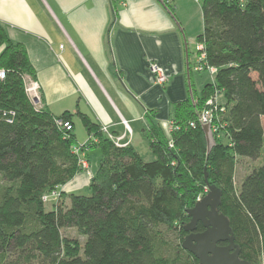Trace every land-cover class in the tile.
Instances as JSON below:
<instances>
[{
  "label": "trees",
  "instance_id": "1",
  "mask_svg": "<svg viewBox=\"0 0 264 264\" xmlns=\"http://www.w3.org/2000/svg\"><path fill=\"white\" fill-rule=\"evenodd\" d=\"M198 2L202 31L195 40L204 46V64L215 68L213 82L197 95L189 67L193 102L173 104L169 120L177 129L169 135L145 116L150 162L129 144L116 146L86 114L35 107L23 82L35 81V68L0 26V264H198L182 246L191 233L186 211L210 186L220 193L218 213L228 220L239 258L264 264V0ZM210 99L218 129L207 154L197 117ZM74 115L85 143L76 142ZM92 148L100 160L89 195L61 190ZM244 160L235 185L234 166ZM67 229L76 236L63 235ZM201 231L196 225L193 233Z\"/></svg>",
  "mask_w": 264,
  "mask_h": 264
},
{
  "label": "crops",
  "instance_id": "2",
  "mask_svg": "<svg viewBox=\"0 0 264 264\" xmlns=\"http://www.w3.org/2000/svg\"><path fill=\"white\" fill-rule=\"evenodd\" d=\"M168 1L176 17L157 0H0V26L12 42L23 45L35 68L39 106L53 115L86 114L106 135L121 137L120 145L137 151L135 132L144 137L145 116L162 126L173 104L189 98L185 33L178 18L183 0L175 7L174 0ZM185 43L192 70L187 38ZM191 58L194 62V54ZM149 62L167 75L164 85L154 83ZM215 101L223 103L221 95ZM73 133L77 144L88 139L79 138L74 127ZM96 150L86 153L89 167ZM84 183L80 172L61 190L73 193Z\"/></svg>",
  "mask_w": 264,
  "mask_h": 264
},
{
  "label": "water",
  "instance_id": "3",
  "mask_svg": "<svg viewBox=\"0 0 264 264\" xmlns=\"http://www.w3.org/2000/svg\"><path fill=\"white\" fill-rule=\"evenodd\" d=\"M163 5V0H157ZM177 23V22H176ZM182 33L181 28L177 24ZM185 47V67L186 79L189 89V99L193 102V95L190 90L189 69L187 61V49L185 37L182 33ZM203 132L206 152H210L215 145L213 133L209 124L200 125ZM207 193L200 198L195 206L186 211L190 218L187 224V230L191 233L185 238L183 248L189 251L198 260V264H248L238 256L239 251L233 242V236L228 224V220L218 213L220 203V193L213 187H208ZM197 222H200L204 228L202 232L193 233ZM225 242V246L219 243Z\"/></svg>",
  "mask_w": 264,
  "mask_h": 264
},
{
  "label": "rangeland",
  "instance_id": "4",
  "mask_svg": "<svg viewBox=\"0 0 264 264\" xmlns=\"http://www.w3.org/2000/svg\"><path fill=\"white\" fill-rule=\"evenodd\" d=\"M166 1H168V0H166ZM171 4L174 7L178 6L176 3V0L171 1ZM179 4H180L179 5L180 10L178 13V18H180L179 22L182 23L181 28L184 30L185 38H187L188 51L190 53L189 61H190L191 65H193V61H192L193 59L191 57H192V54H194L196 52L195 48H196V44H197L196 40H194V39H195V36L200 34L202 31V17H201V11H200V4L196 0H190V4L186 3V1L183 0ZM213 78H214V74L211 75L206 70L202 71V72H194L192 70V80H193L194 90H195L196 94L197 95L200 94V90L205 84L212 83ZM30 80L33 84L36 85V93H37L38 97L40 98L39 87H38L36 81H34L32 79H30ZM31 93H32V91H31ZM39 105H40V100H39V103H37L36 107H38ZM262 122L264 125V118L262 119ZM101 130H103V129L101 128ZM74 132H77L79 138H81L82 140H85L87 138L86 132H85L83 126L81 125V123L79 122V120L77 118H74ZM103 133H105V132H103ZM219 135L221 136V138L225 142L226 140L222 136L223 133H220ZM79 143L82 144L81 142H79ZM134 144L136 146V149H137L139 155L141 156V158L145 162H150V161L154 160V156L151 154V151L149 150V147H148V141L146 138L141 136L139 130L135 132ZM85 151H88V150L85 149ZM99 157H100V153L98 150H96L95 152L92 153L90 167H89V163H88L87 159H84L86 164H87V167H88L87 171H89V174H87V172L83 171V170H81V172L85 173L87 181H89V178L92 176V174H94V172L96 170L95 166H96V164H98L97 162L99 160ZM246 164H247L246 162L241 161V162H237V164L234 166L233 183L235 185L238 184V182L240 181V178L243 176L244 172L246 171V168H247ZM207 191H208L207 189L204 190L203 196L207 193ZM73 194L86 195V196L89 195L88 184L86 186L84 183V185L81 188L73 191ZM56 198H57V196H55V200H56ZM53 201L54 200L52 198H50L46 202V209L47 210L52 209ZM63 235H66V236L71 237V238H74L76 236V234L74 233V231L72 229L64 230ZM168 239L172 240L173 242L176 240L174 235H170ZM79 240H80V242H82V238H79Z\"/></svg>",
  "mask_w": 264,
  "mask_h": 264
},
{
  "label": "built area",
  "instance_id": "5",
  "mask_svg": "<svg viewBox=\"0 0 264 264\" xmlns=\"http://www.w3.org/2000/svg\"><path fill=\"white\" fill-rule=\"evenodd\" d=\"M196 52L194 53V62L192 65V70L194 72H202V71H208L209 74L213 75L215 73V68L210 67V66H206L204 64V46L202 43H197L196 44ZM149 71L152 73L153 77H154V83L157 85H164L167 80L168 77L167 75L164 73L163 69L161 67H159L156 63L154 62H149L147 65ZM4 77V71L0 70V79H2ZM24 91L26 93V95L28 96V98L30 99L31 103L36 107L37 103H39V97L36 93V85L33 84L30 80L29 77H25L24 80ZM32 91V93H31ZM37 102V103H36ZM206 108L198 115L197 117V121L200 125L202 124H209L212 133H216L217 132V125L215 123H213L214 120V111L216 109V102L210 100L206 101ZM56 124L58 127H61L62 129L66 130V131H70L71 130V125L68 122H64V121H56ZM124 126L126 127L125 123L123 122ZM191 126H193V123H191ZM162 127L169 133L173 128L177 129V127L174 125V123L170 120H167L163 123ZM127 128V127H126ZM103 132H105L106 134V130L103 129ZM107 137L116 145V146H122L119 144V141L121 140V137H113L111 135H107ZM82 145H80L79 147L75 148V152L79 153L80 152V147ZM172 144L169 143V147H171ZM78 165L81 168V170L86 171L87 174H89L88 167L87 164L84 160V158L81 156L78 159ZM54 195V193L52 194ZM43 200H46V197H43ZM199 200V199H198Z\"/></svg>",
  "mask_w": 264,
  "mask_h": 264
},
{
  "label": "flooded vegetation",
  "instance_id": "6",
  "mask_svg": "<svg viewBox=\"0 0 264 264\" xmlns=\"http://www.w3.org/2000/svg\"><path fill=\"white\" fill-rule=\"evenodd\" d=\"M196 225H198V226H201V228H202V231L204 230V228H203V226H202V224L200 223V222H197V224ZM201 231V232H202ZM199 233V232H198ZM219 245H221V246H225L226 245V243L225 242H223V243H219Z\"/></svg>",
  "mask_w": 264,
  "mask_h": 264
}]
</instances>
